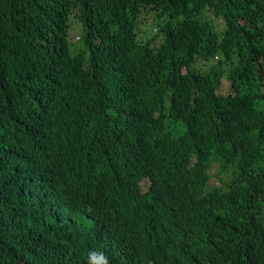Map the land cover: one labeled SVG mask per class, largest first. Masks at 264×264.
Wrapping results in <instances>:
<instances>
[{
    "label": "trees",
    "instance_id": "obj_1",
    "mask_svg": "<svg viewBox=\"0 0 264 264\" xmlns=\"http://www.w3.org/2000/svg\"><path fill=\"white\" fill-rule=\"evenodd\" d=\"M91 249L264 264V0H0V264Z\"/></svg>",
    "mask_w": 264,
    "mask_h": 264
},
{
    "label": "rangeland",
    "instance_id": "obj_2",
    "mask_svg": "<svg viewBox=\"0 0 264 264\" xmlns=\"http://www.w3.org/2000/svg\"><path fill=\"white\" fill-rule=\"evenodd\" d=\"M216 23V28H221V22L214 20ZM155 19L150 12L142 13L138 19V33L140 38L145 39L146 37H150L155 32ZM218 24V25H217ZM79 24L73 22L70 29V39L77 40V36H79ZM216 60V59H214ZM229 88V82L225 77L222 78L221 88L219 91L225 93ZM228 182V173L219 172V168L214 166V168L210 171V179L208 186H220L222 183Z\"/></svg>",
    "mask_w": 264,
    "mask_h": 264
},
{
    "label": "clouds",
    "instance_id": "obj_3",
    "mask_svg": "<svg viewBox=\"0 0 264 264\" xmlns=\"http://www.w3.org/2000/svg\"><path fill=\"white\" fill-rule=\"evenodd\" d=\"M102 261V264H110L107 255L96 249L89 250L88 253V264H97V261Z\"/></svg>",
    "mask_w": 264,
    "mask_h": 264
}]
</instances>
